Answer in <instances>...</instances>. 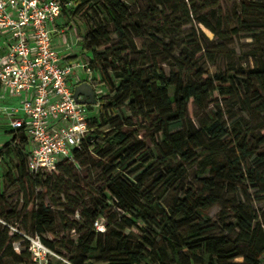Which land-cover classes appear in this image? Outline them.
I'll return each mask as SVG.
<instances>
[{
    "label": "trees",
    "instance_id": "1",
    "mask_svg": "<svg viewBox=\"0 0 264 264\" xmlns=\"http://www.w3.org/2000/svg\"><path fill=\"white\" fill-rule=\"evenodd\" d=\"M133 1L146 5V11L139 9L134 13L125 0H74L75 7L67 12L82 46L84 61L97 76L94 87L101 91L96 95L98 112L90 119L94 132L75 150V162L63 160L51 174L70 180L77 174L76 166L86 168L95 164L108 177L102 200L89 207H74L73 213L80 210V218L85 223L70 228L80 234L83 251V257L72 259V263L262 264L264 211L257 214L243 206L234 207L220 193V190L231 193L230 186L227 188L225 184L232 185L241 178L242 158L228 161L222 156L230 143V148H239L241 156L246 157L242 134L235 127L229 129L217 115L199 128L186 121L190 105L203 107L215 95L229 99L245 90L256 99L261 98L264 63L209 73L188 57L182 61L181 55L177 59L174 56L175 61L170 64L173 70L167 75L160 56L169 45L154 32L161 34L157 31L161 23L157 18L162 20V29L170 26L159 8L173 7L177 13L176 2ZM181 13V25L192 22L187 4L182 6ZM197 21L218 35L206 16L198 17ZM155 23L158 27H154ZM221 25L223 23L219 25L220 30ZM224 25L231 35L247 32L257 41L256 29L264 28V0L242 1L241 12ZM113 36L118 38L117 43ZM136 39L147 41L138 49ZM78 59L74 57L72 61ZM125 107L132 117L150 121L156 134L161 136L160 140L153 141L158 158L147 143L125 131L129 123H121L119 119V111ZM176 126L182 129L174 131ZM18 143L25 147L27 154L25 158L20 157L16 167L22 189L28 186L33 194L37 189H53L66 200L70 199V191L79 192L78 182L76 187L63 182L50 185L49 179H44L48 173L33 175L28 171V138L23 129L0 149V162ZM248 156H255L254 163L264 169V153ZM158 162L162 171L156 180ZM195 163L199 166L197 180L200 182L196 189H188L169 207L160 199L156 200L154 190L158 184L165 186L166 191L174 188L186 177V165ZM128 170H131L129 174ZM206 174L210 176L204 177ZM247 179L264 193L263 175L249 171ZM40 195L31 213L33 232L28 235L39 236L60 254L57 244L44 239V235L56 236V215L66 212L67 205L47 203ZM3 202L5 196L0 193V204ZM218 205L235 211L232 222L218 226L210 223L207 213ZM113 208L116 211L111 214ZM1 210L0 206V217L5 218ZM9 216L11 219L19 217L15 211ZM100 218L107 220L105 235L95 229ZM18 231L11 233L7 222L6 225L0 223V264H5L6 259L29 264L28 243L22 241V231ZM18 241L22 242L20 254L13 248ZM88 255L96 256L87 258Z\"/></svg>",
    "mask_w": 264,
    "mask_h": 264
},
{
    "label": "rangeland",
    "instance_id": "2",
    "mask_svg": "<svg viewBox=\"0 0 264 264\" xmlns=\"http://www.w3.org/2000/svg\"><path fill=\"white\" fill-rule=\"evenodd\" d=\"M68 1V0H65ZM131 7L134 13H138L140 10L146 11V5L137 4L133 0H125ZM244 0H175L176 9L172 8H159L162 11L163 19L166 17L170 22V26L166 29H162V20L157 18L156 21L161 22L158 32H154L157 37L163 39L166 44L169 45V49L165 51V54H161L160 60L163 61L162 68L167 75L173 70L174 56L180 58L183 55L182 61L186 57L192 59L193 62L198 63L204 70L209 73L225 72L228 68H236L237 70L247 67H253L256 64L264 63V28H257L256 33L259 39L253 38V34L247 32H239L238 34L231 35L227 30L224 22L232 20L237 14L241 12V3ZM174 2V3H175ZM184 4L188 5V9L191 11L192 22L186 25H181V10ZM140 9V10H139ZM67 10L64 15L65 26L68 30L67 40H69L72 46V53L74 56L79 57V60L84 61L83 49L79 45L77 35L72 23L70 22ZM206 16L210 25L216 31L218 35H215L212 31L205 28L203 25L198 24L197 18ZM174 19L176 22L174 23ZM63 24L62 20H60ZM223 23L220 30L219 25ZM177 24L180 28H177ZM154 27H158L157 23ZM178 29V30H176ZM167 37V38H166ZM115 43L118 42V38L113 36ZM146 39H136L135 43L138 49L144 46ZM63 37H57L53 44L59 49H63ZM175 47V51H174ZM172 51V52H171ZM163 53V51H160ZM172 54H171V53ZM170 53V54H169ZM214 60V63L212 62ZM99 93L101 90L96 88ZM98 108L93 107L91 109L92 114H96ZM215 115L219 116L222 121L227 125L229 129L235 127L237 131H240L244 138L245 155L241 156V151L237 147L226 150V153L222 156L226 160H232L237 157H241L240 166V179L232 185L225 184L231 193H225L220 190L224 200H229L233 203L234 207L243 206L245 208L252 209L257 214H261L264 211V193L261 192V188H258L255 183L247 179L249 171L253 174H260L264 176V169L254 163L255 156H248L249 153L253 155H259L264 153V94L261 98H255L252 93L242 90L233 98L222 99L214 96V98L208 101L203 107L196 105H190L188 109L187 122L191 121L198 128L202 123L211 122V119ZM119 119L121 123H129L125 127V131H128L138 138V140L147 143L151 150L154 151L155 156L159 155L156 151V147L153 144L154 140H160L161 136L157 135L154 126L150 121L144 119L134 118L132 114L125 107L119 111ZM9 121L1 119L0 116V149L11 140L9 133ZM181 126H176L174 131L181 130ZM26 150L22 144H16L12 147V151L9 156L1 162L0 165V193L5 196V202L0 206L4 217H0L1 220L7 222L9 226H14L20 231L31 234L33 232V223L31 220L32 209L38 204L39 193L41 197L45 198L47 203L59 204L66 203L68 210L63 214H57V226L53 236L48 233L44 235V239L52 241L57 244V249L60 252V256L66 261L72 263V259L83 257V251L80 246V234L76 233V230L70 229L73 226H82L85 222L80 218V210L73 213L74 207L80 205V207H89L93 203L103 199V193L107 188V179L102 169H99L95 164L89 167L82 168L77 167V174L75 178L68 180L62 178L59 175H53L48 173L44 176V179H49L50 185L56 183H69L70 186L76 187L79 185V192L70 191V199L66 198L56 190L49 189L48 191L37 189L33 194L32 190L26 186V189H22V185L19 182L16 167L20 163V157H26ZM206 155V154H205ZM24 157V158H25ZM157 161V159L155 160ZM158 173L154 176V179L158 180L159 174L162 171L159 168ZM187 174L181 183L174 188L166 191L165 186L157 185L154 190L156 200L160 199L166 207L171 206L176 199L182 197L188 189H196L200 185L197 180V172L199 166L197 163L186 165ZM131 170H128L129 174ZM206 174L204 177H209ZM134 179V176L131 177ZM64 179V180H63ZM156 183V182H155ZM27 185V184H26ZM150 186V184H149ZM227 190V189H226ZM28 205L26 206V202ZM57 211V208H54ZM15 211L19 217L11 219L9 213ZM115 208L112 209L111 214H114ZM118 214L123 215L118 212ZM235 211L226 205H218L211 208L208 211L207 217L211 224L218 226L222 222L230 223L234 220ZM119 217V215H116ZM6 217L9 218L6 220ZM98 224V226H97ZM3 225V224H2ZM107 220L100 218L95 223V229L97 233L105 235L107 230ZM13 233V230H11ZM96 255H88L89 257H95ZM237 261H242L238 259ZM5 264H17L9 259L5 260ZM54 264H64L63 262L54 261ZM73 264V263H72ZM264 264V262L262 263Z\"/></svg>",
    "mask_w": 264,
    "mask_h": 264
},
{
    "label": "built area",
    "instance_id": "3",
    "mask_svg": "<svg viewBox=\"0 0 264 264\" xmlns=\"http://www.w3.org/2000/svg\"><path fill=\"white\" fill-rule=\"evenodd\" d=\"M74 7V0H0V116L9 121L11 138L25 131L27 169L33 175L52 173L63 160L75 162V150L94 132V114L89 105L76 102L77 85L71 81L77 75L94 87L97 79L85 61H72L63 17ZM57 37H63V49L53 44ZM21 235L28 243L29 264H72L39 236ZM21 244H13L18 254Z\"/></svg>",
    "mask_w": 264,
    "mask_h": 264
},
{
    "label": "water",
    "instance_id": "4",
    "mask_svg": "<svg viewBox=\"0 0 264 264\" xmlns=\"http://www.w3.org/2000/svg\"><path fill=\"white\" fill-rule=\"evenodd\" d=\"M74 99L79 104H84V105H89V106L97 104L95 89L91 84L86 83V82L80 85H77L75 87Z\"/></svg>",
    "mask_w": 264,
    "mask_h": 264
},
{
    "label": "crops",
    "instance_id": "5",
    "mask_svg": "<svg viewBox=\"0 0 264 264\" xmlns=\"http://www.w3.org/2000/svg\"><path fill=\"white\" fill-rule=\"evenodd\" d=\"M75 57H77V56H75ZM76 76H77V75H73V76L71 77V81H72L73 85H74V84H75V85H79V84H81V83H83V82H86V81H84V80H83V82H82V80H80V79L77 78Z\"/></svg>",
    "mask_w": 264,
    "mask_h": 264
}]
</instances>
